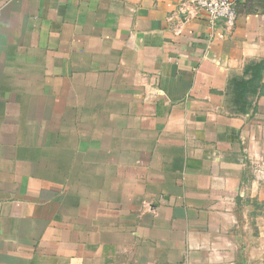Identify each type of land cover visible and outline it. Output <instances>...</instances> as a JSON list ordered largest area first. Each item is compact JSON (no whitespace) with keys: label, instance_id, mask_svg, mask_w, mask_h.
<instances>
[{"label":"crops","instance_id":"obj_1","mask_svg":"<svg viewBox=\"0 0 264 264\" xmlns=\"http://www.w3.org/2000/svg\"><path fill=\"white\" fill-rule=\"evenodd\" d=\"M0 0V264H264V0Z\"/></svg>","mask_w":264,"mask_h":264},{"label":"built area","instance_id":"obj_2","mask_svg":"<svg viewBox=\"0 0 264 264\" xmlns=\"http://www.w3.org/2000/svg\"><path fill=\"white\" fill-rule=\"evenodd\" d=\"M206 14L212 23L224 21L233 27L238 18V8L234 0H177V9L174 13L178 17L175 25L179 28L198 16ZM256 172L264 177V168H255Z\"/></svg>","mask_w":264,"mask_h":264}]
</instances>
